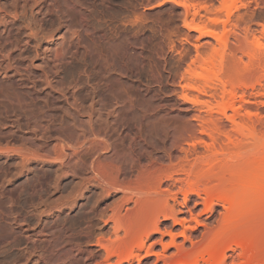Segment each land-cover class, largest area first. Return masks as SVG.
<instances>
[{"label": "bare ground", "instance_id": "1", "mask_svg": "<svg viewBox=\"0 0 264 264\" xmlns=\"http://www.w3.org/2000/svg\"><path fill=\"white\" fill-rule=\"evenodd\" d=\"M95 2L0 0V264H264V0Z\"/></svg>", "mask_w": 264, "mask_h": 264}, {"label": "rangeland", "instance_id": "2", "mask_svg": "<svg viewBox=\"0 0 264 264\" xmlns=\"http://www.w3.org/2000/svg\"><path fill=\"white\" fill-rule=\"evenodd\" d=\"M96 1V2H95ZM130 1H132V2H130ZM146 1L147 0H94V2H95V7H96V10H95V12H94V15H95V17H97L98 19L100 18V20H99V23H100V25H101V27L103 28V29H108L109 27H111V28H109V29H111V30H117V32H119V31H123V28H124V26H122V24L121 23H119L120 21H119V19H116V18H119V17H121L120 16V14H124V15H126L127 13V15H131L130 13L132 12H134L135 10V15L134 14H132V15H134V16H137L136 14H138L139 12H142V11H144V13H145V16H143V18H142V16H140L141 18H139V19H145L144 17H146L147 19L146 20H140V22L142 23L141 24V26H140V23H137V19H136V21H134L136 24V26H138V24H139V26L140 27H142L144 24V26H145V29L142 27V28H140V27H138V28H140V29H144L143 30V32H144V34L146 33V37H148V39L150 38L151 39V37H153V38H155V40H157L159 37H160V35H163L162 37L164 38L163 39V41L164 40H167L168 38H166V37H169L170 36V38L171 39H173V40H175V38L178 40L180 37H182L183 36V33H184V31H185V29L182 27V25H179L180 24V21H179V19H178V17H177V15H176V13L174 12V11H171L170 9H169V7L168 6H164V7H159V8H157V7H154V6H157V4H154V5H149V6H146L147 5V3H146ZM123 2V3H122ZM127 2H130V4H129V6H126V5H128V3ZM125 3V4H124ZM121 4H122V6H121ZM146 4V5H145ZM118 6L120 7V8H118ZM131 6V7H130ZM125 7V9H123ZM133 7V8H132ZM130 8V9H129ZM127 9V10H126ZM129 9V10H128ZM91 10V9H90ZM121 10V11H120ZM130 10H131V12H130ZM92 11V10H91ZM97 11V12H96ZM128 11V12H127ZM127 12V13H126ZM174 12V13H173ZM97 13V14H96ZM99 13V14H98ZM143 13V12H142ZM141 13V14H142ZM147 14V15H146ZM172 14V15H171ZM98 15V16H97ZM115 15V16H114ZM131 15V17L130 18H134L135 19V17L134 16H132ZM140 15V14H139ZM171 17H173V18H171ZM114 16V17H113ZM132 18V19H133ZM111 19V20H110ZM115 19V20H114ZM133 19V20H134ZM117 20V21H116ZM106 21V22H105ZM112 21V22H111ZM118 22L117 24L116 23H114V22ZM102 22V23H101ZM109 22V23H108ZM110 22H111V25H110ZM138 22H139V20H138ZM166 22H169V23H165ZM109 25V27L107 28V24ZM116 24L115 26L113 25V24ZM144 23V24H143ZM162 23V24H161ZM103 24V25H102ZM105 24V25H104ZM120 24V25H119ZM159 24H161V25H159ZM163 24H165V25H163ZM167 24H169V25H167ZM113 25V26H112ZM163 25V26H162ZM123 27V28H121V27ZM117 27H118V29H117ZM147 27V28H146ZM160 27H162L163 29L164 28H168V29H171L169 32L170 33H172V35H170L169 34V32L167 33H165V32H163V29H162V31H161V28ZM114 28V29H113ZM156 30V34L154 33L155 32V30ZM120 29V30H119ZM150 29V30H149ZM154 31H153V30ZM157 29H159V30H157ZM168 29H164V31H168ZM119 30V31H118ZM150 32H149V31ZM148 31V32H147ZM175 31H177V32H175ZM151 32H152V34H151ZM159 32V33H158ZM162 32V33H161ZM175 32V33H174ZM147 33H148V35H147ZM161 33V34H160ZM163 33H165V34H163ZM177 33H179V34H177ZM130 36H131V33H128ZM152 36H151V35ZM160 34V35H159ZM173 34H175V35H173ZM182 36H181V35ZM132 35H133V33H132ZM156 35V36H155ZM177 35V36H176ZM176 36V37H175ZM179 36V37H178ZM151 39L150 40V42H146L145 43V45H148V44H154L153 43V41H154V39ZM169 38V39H170ZM168 39V40H169ZM170 39V40H171ZM181 39V41H182V38H180ZM168 40L167 41H164L165 42V44L168 42ZM173 40H171V41H173ZM168 43H170V42H168ZM167 43V44H168ZM165 45L166 47L169 45ZM149 59H147V58H145V61H146V59L148 60V61H146V62H149L150 64H151V62H152V60L154 61L156 58H152V56H150V57H148ZM152 59V60H151ZM160 63V62H159ZM159 65H157V68H159L158 67ZM160 66H161V63H160ZM162 67H160L159 69L161 70H159L160 72H163L162 71V69H161ZM161 74H165L164 72L163 73H161ZM151 88H153V87H151ZM156 91L153 89V91H152V94L150 93L149 95H148V97L147 98H145V99H143V104H142V108H143V110H145V111H163L164 109H166L167 108V106H168V104L170 103V100H172V99H167V98H165V97H162L160 94H158L157 92L155 93ZM164 92L166 93V95H168L169 94V92H170V89L169 88H167V87H165L164 88ZM152 95H154V96H152ZM54 97H52V99H50V104L52 105V106H54V108H55V110L53 111L54 112V114H55V116H56V118L57 117H60V116H62V113L63 112H65V111H63L64 110V107H62L61 109H60V106L62 105L61 104V102L59 103L57 100H54L53 99ZM142 101V100H141ZM140 101V102H141ZM57 106L59 107V109L57 108ZM1 113H3V111H0Z\"/></svg>", "mask_w": 264, "mask_h": 264}]
</instances>
